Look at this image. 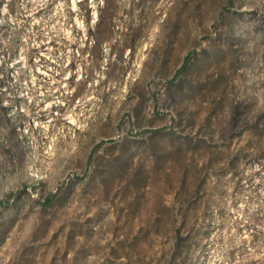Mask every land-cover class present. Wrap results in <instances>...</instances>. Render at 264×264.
<instances>
[{"label": "rangeland", "instance_id": "obj_1", "mask_svg": "<svg viewBox=\"0 0 264 264\" xmlns=\"http://www.w3.org/2000/svg\"><path fill=\"white\" fill-rule=\"evenodd\" d=\"M0 264H264V0H0Z\"/></svg>", "mask_w": 264, "mask_h": 264}]
</instances>
